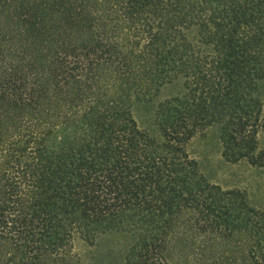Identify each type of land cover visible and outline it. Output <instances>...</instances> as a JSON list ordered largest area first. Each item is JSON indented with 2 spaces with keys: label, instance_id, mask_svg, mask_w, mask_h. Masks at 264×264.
<instances>
[{
  "label": "trees",
  "instance_id": "16d2710c",
  "mask_svg": "<svg viewBox=\"0 0 264 264\" xmlns=\"http://www.w3.org/2000/svg\"><path fill=\"white\" fill-rule=\"evenodd\" d=\"M82 3L98 19L91 44L0 48V264H80L75 241L109 229L134 238L125 264H178L187 226L202 250L246 234L242 264H264V209L208 182L185 148L216 121L253 158L256 101L241 84L264 72V0ZM177 81L153 135L133 102ZM208 251L211 264L229 257Z\"/></svg>",
  "mask_w": 264,
  "mask_h": 264
},
{
  "label": "rangeland",
  "instance_id": "374dc122",
  "mask_svg": "<svg viewBox=\"0 0 264 264\" xmlns=\"http://www.w3.org/2000/svg\"><path fill=\"white\" fill-rule=\"evenodd\" d=\"M82 1L84 0H56L52 4L54 6L47 9L45 0H0V48L10 46L11 36L18 45L34 46L35 54L39 57L49 50L48 47L69 48L72 45L91 44L95 37L92 26L96 25L98 19L96 21L91 13H87L90 12V6L88 8ZM51 11L55 13H50ZM261 57L263 56H259L260 59ZM262 61L264 62V59ZM182 89L181 82L177 81L164 85L150 101L134 100L132 111L138 125L151 134H156V104L181 92ZM241 92L256 101V105L252 107V115L259 120V127L253 133V158L241 156L244 151L239 154L238 146L224 141L222 135L225 129L221 122L216 121L196 132L185 148L197 161V169L208 182L225 189L239 188L246 194L248 205L264 209V72L256 77L252 86L242 83ZM248 104L247 100L242 103ZM7 105L8 103L0 97V110L5 109ZM187 227L186 233L192 239L189 237L188 240H181L173 251L178 264H190L186 253L192 252L195 264H211L212 261L206 258L209 256V249L218 252L228 250V259H221L223 264H242L241 248H244L246 234H234V241L229 245L222 243L220 246L202 250L201 238L197 231ZM130 233L109 229L98 233L92 241L77 239L74 251L80 264H125V253L134 239ZM182 248L183 251H180Z\"/></svg>",
  "mask_w": 264,
  "mask_h": 264
}]
</instances>
